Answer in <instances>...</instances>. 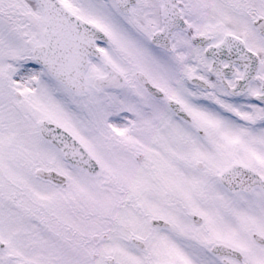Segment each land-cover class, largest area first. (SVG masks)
<instances>
[{
    "label": "snow or ice",
    "instance_id": "1",
    "mask_svg": "<svg viewBox=\"0 0 264 264\" xmlns=\"http://www.w3.org/2000/svg\"><path fill=\"white\" fill-rule=\"evenodd\" d=\"M0 264H264V0H0Z\"/></svg>",
    "mask_w": 264,
    "mask_h": 264
}]
</instances>
